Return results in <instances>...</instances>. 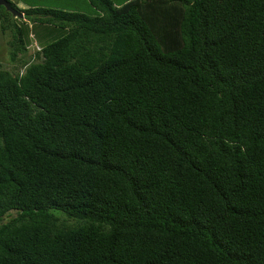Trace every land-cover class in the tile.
<instances>
[{"label":"trees","instance_id":"trees-1","mask_svg":"<svg viewBox=\"0 0 264 264\" xmlns=\"http://www.w3.org/2000/svg\"><path fill=\"white\" fill-rule=\"evenodd\" d=\"M7 1L0 264H264V0Z\"/></svg>","mask_w":264,"mask_h":264},{"label":"rangeland","instance_id":"rangeland-1","mask_svg":"<svg viewBox=\"0 0 264 264\" xmlns=\"http://www.w3.org/2000/svg\"><path fill=\"white\" fill-rule=\"evenodd\" d=\"M84 0H38V2L42 5L48 6H74V8H79L84 11H93V8L88 5ZM115 2H121L122 0H114ZM18 7H23V2H16ZM18 9V8H17ZM20 11V10H19ZM59 30L56 28H51L50 26L44 25H33L28 34V42H27V50L25 53L21 54L20 57L28 58L32 56L33 51L38 48L41 44H44L51 39L55 38L58 34ZM10 39V30L0 29V62L1 65L10 69H13V62H9L8 60V40ZM21 53V52H20ZM19 57V56H18ZM3 219H5L3 217Z\"/></svg>","mask_w":264,"mask_h":264},{"label":"water","instance_id":"water-1","mask_svg":"<svg viewBox=\"0 0 264 264\" xmlns=\"http://www.w3.org/2000/svg\"><path fill=\"white\" fill-rule=\"evenodd\" d=\"M0 4L4 6L5 9L9 10L12 14L21 16L22 13L16 8H13L7 0H0Z\"/></svg>","mask_w":264,"mask_h":264}]
</instances>
